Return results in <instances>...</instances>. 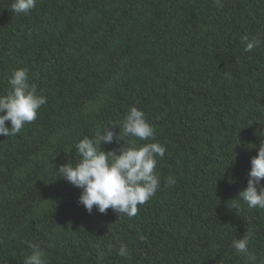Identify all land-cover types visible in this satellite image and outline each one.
Returning a JSON list of instances; mask_svg holds the SVG:
<instances>
[{"label":"trees","instance_id":"1","mask_svg":"<svg viewBox=\"0 0 264 264\" xmlns=\"http://www.w3.org/2000/svg\"><path fill=\"white\" fill-rule=\"evenodd\" d=\"M13 2L0 0V95L23 68L47 103L0 135V264H23L29 243L48 264H247L231 245L249 231L264 264V209L237 199L264 143V43L242 42L264 41V0H37L28 14ZM131 106L154 139L102 148L159 142L160 187L133 217L89 214L55 166L77 162L83 137L119 132Z\"/></svg>","mask_w":264,"mask_h":264},{"label":"clouds","instance_id":"2","mask_svg":"<svg viewBox=\"0 0 264 264\" xmlns=\"http://www.w3.org/2000/svg\"><path fill=\"white\" fill-rule=\"evenodd\" d=\"M219 6L220 0H213ZM37 0H14L11 9L16 14H28L34 9ZM244 51L251 52L264 43L257 37H242ZM227 75V74H226ZM228 79H231L228 76ZM11 86L6 95H0V135H18L26 123L37 118L38 110L47 103V98L38 94L34 84L29 83L26 69L13 70L8 79ZM10 122V127L6 126ZM115 132L108 125L93 137H83L75 146L77 162L55 166L56 179H63L80 189L78 205L91 214L93 208L106 214L111 209L117 215L133 217L138 212V205L148 201L160 187V178L156 174L157 159H163L166 148L159 142L137 146L135 143L123 145L117 152H106L102 145L113 142H124V136L139 140L154 139L155 129L146 119L145 113L131 106L121 126ZM257 155L251 159V170L248 173L247 187L239 193L237 199L242 200L250 209H264V143L256 147ZM55 179V180H56ZM169 186L175 183L173 176L166 182ZM237 199L233 200L236 201ZM232 207L238 205L233 203ZM253 234L249 231L232 241V248L238 255L246 258L247 264H255L256 255L249 251V243ZM30 254L25 256L23 264H48L45 251L37 243H29ZM109 249L111 245L107 246ZM105 248L97 247L99 261L105 258ZM121 258L129 256L127 244L121 242L116 253Z\"/></svg>","mask_w":264,"mask_h":264},{"label":"bare ground","instance_id":"3","mask_svg":"<svg viewBox=\"0 0 264 264\" xmlns=\"http://www.w3.org/2000/svg\"><path fill=\"white\" fill-rule=\"evenodd\" d=\"M200 75V74H199Z\"/></svg>","mask_w":264,"mask_h":264}]
</instances>
